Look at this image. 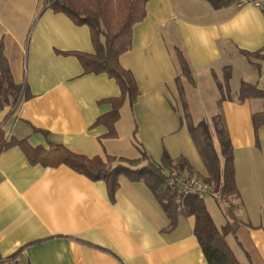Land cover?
<instances>
[{"label": "crops", "instance_id": "0c3cea01", "mask_svg": "<svg viewBox=\"0 0 264 264\" xmlns=\"http://www.w3.org/2000/svg\"><path fill=\"white\" fill-rule=\"evenodd\" d=\"M41 8V0H0L4 56L13 84L24 88L17 103L0 109L1 264H207L192 219L180 216L169 227L142 181L119 176L110 200L103 181L71 170L61 155L134 160L136 133L154 161L165 150L174 163L182 157L193 175L205 177L193 146L187 158L163 144L164 136L177 132L186 137L177 81L190 92L216 94L226 70L229 85L240 89L244 82L264 91L261 11L238 4L215 10L202 0H150L145 19L133 27L131 49L119 58L138 96L132 107L123 104L116 135L109 138L107 128L95 123L111 110L102 101L117 98L120 90L105 74H83L76 54L93 53L88 27ZM177 53L192 83L181 74ZM239 89L215 107L233 149L239 195L230 201L239 226L226 241L240 264H264V124L254 132L251 120L264 112V100L240 102ZM21 141L41 152V162L30 161ZM206 208L217 228L229 221L217 204Z\"/></svg>", "mask_w": 264, "mask_h": 264}, {"label": "trees", "instance_id": "16d2710c", "mask_svg": "<svg viewBox=\"0 0 264 264\" xmlns=\"http://www.w3.org/2000/svg\"><path fill=\"white\" fill-rule=\"evenodd\" d=\"M150 0H41V12L51 10L62 14L77 26H87L93 47L92 54H76L83 74H105L117 84L120 95L117 98L103 100L111 110L96 121V125L107 128L106 137H115V123L119 119L120 109L125 102L130 107L138 96L136 81L128 70L121 67L119 58L131 49L132 30L134 25L142 22L146 17V5ZM208 2L215 10L238 4L240 0H202ZM181 74L192 83V78L186 61L177 53ZM225 81L229 79V71L225 70ZM227 88V86L225 85ZM220 91L222 90L219 86ZM24 95V88L13 84L7 60L3 52V42L0 40V109L12 106ZM23 97V96H22ZM261 98L264 91L256 86L242 82L238 100L247 98ZM225 99L221 98L219 104ZM218 120L219 154L211 146L206 124L200 122L203 128L205 146L199 149L206 176L204 181L212 186L214 191L229 201L238 198L235 184L233 163V149L230 139L223 128L220 116ZM254 132L264 124V112L254 114L251 118ZM31 162H41L40 151L31 149L24 142H19ZM139 158L134 160L115 159L108 155L92 158L65 151L61 155V162L71 170L89 180L103 181L106 185L110 200L113 199L119 187L118 178L123 175L130 181H142L153 193L164 213L170 220L169 227L175 225L180 216L192 219L193 234L196 237L207 264H240L229 247L226 237L235 234L239 223L234 216V205L226 209L227 221L217 228L205 206L203 200L195 194L182 195L167 186L168 175L172 170L187 175H193L191 167L184 158H178L174 163L164 151L159 162L154 161L143 148L135 144ZM40 158V159H39ZM220 207V204L215 201ZM13 256L12 258H15ZM1 264V262H0Z\"/></svg>", "mask_w": 264, "mask_h": 264}, {"label": "rangeland", "instance_id": "374dc122", "mask_svg": "<svg viewBox=\"0 0 264 264\" xmlns=\"http://www.w3.org/2000/svg\"><path fill=\"white\" fill-rule=\"evenodd\" d=\"M225 76H223V80H221L217 85V91L213 90V92L215 91V93L210 94L209 91L207 92H203L204 93H197V92H190L187 87V85H185L184 83V88L182 87V84L180 81H177V86H178V90H179V94L181 97V103H180V112H184V114H182V119L185 120L186 123V133H184V137L183 138V132H177L175 135L170 136H164V140H163V144L165 145H172L173 149L179 150L181 152L182 155L186 156L187 158H190L191 155L193 156V148L192 146L195 148V150L197 151V154L199 155V157L201 158V155L199 153V149L205 146V142L203 139V128H201L198 124L200 122H204L206 124V129L207 132L209 134V138L211 140V146L213 147L215 153L218 155L220 149H219V143H218V136H217V129H218V120H217V116H221L219 114H217L216 116V103L221 99H230L232 97H234L237 92H238V85L235 87V85H229V81H231L232 76H231V71H229V79L226 82L225 81ZM238 83V79L236 80ZM231 84H233L232 82H230ZM225 85L227 86V88L225 87ZM219 86H221L222 90L220 91ZM236 88V89H235ZM188 89V90H187ZM186 96V99H185ZM217 100V101H216ZM183 110V111H181ZM221 118V117H220ZM221 120V119H220ZM224 128V126H223ZM136 130V129H135ZM135 135L137 136V134L135 133L133 136V141L135 144H138L136 139H135ZM165 135V134H164ZM189 140V141H188ZM190 142V143H189ZM192 144V145H191ZM139 145V144H138ZM149 148V146H148ZM144 148L143 150L146 152L147 155H149L150 150L149 149ZM192 148V149H191ZM165 150H163L164 152ZM162 152V153H163ZM166 152V151H165ZM162 156V154H161ZM219 156V155H218ZM161 159V157H160ZM156 160L157 162L160 161ZM202 160V158H201ZM184 174H186L184 172ZM212 187V186H211ZM233 199V198H232ZM230 199V200H232ZM203 201L206 205V207H208V209H216L215 208V201L214 199H212L209 195H205L203 198ZM223 210H226L223 207H220ZM218 209V208H217ZM235 210V208H234ZM237 211H239V207L236 209ZM241 215V212H238V216ZM235 216V215H234Z\"/></svg>", "mask_w": 264, "mask_h": 264}, {"label": "built area", "instance_id": "2783aa9c", "mask_svg": "<svg viewBox=\"0 0 264 264\" xmlns=\"http://www.w3.org/2000/svg\"><path fill=\"white\" fill-rule=\"evenodd\" d=\"M238 5H252L258 8L264 18V0L259 1H248L240 0ZM167 186L171 190H176L177 193L182 195H187L189 193L195 194L198 199L203 200L205 195H209L214 201H217L220 204V207L225 209L231 208V202L225 197L219 195L214 191V189L208 185L204 178L197 175H187L180 173L176 170H172L167 179Z\"/></svg>", "mask_w": 264, "mask_h": 264}]
</instances>
